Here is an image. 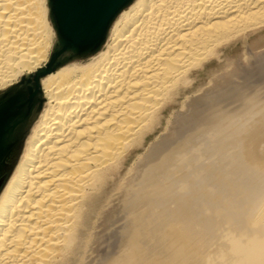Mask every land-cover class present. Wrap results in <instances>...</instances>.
<instances>
[{"label": "bare ground", "instance_id": "bare-ground-1", "mask_svg": "<svg viewBox=\"0 0 264 264\" xmlns=\"http://www.w3.org/2000/svg\"><path fill=\"white\" fill-rule=\"evenodd\" d=\"M56 38L48 0H0V97L34 74L43 100L0 167V264H264V0H131L96 49Z\"/></svg>", "mask_w": 264, "mask_h": 264}, {"label": "water", "instance_id": "water-1", "mask_svg": "<svg viewBox=\"0 0 264 264\" xmlns=\"http://www.w3.org/2000/svg\"><path fill=\"white\" fill-rule=\"evenodd\" d=\"M131 0H49L50 15L55 25L60 52L94 50L103 42L117 13ZM0 101V167L12 142L18 114L9 112ZM18 116V117H17ZM1 179V174H0Z\"/></svg>", "mask_w": 264, "mask_h": 264}, {"label": "rangeland", "instance_id": "rangeland-1", "mask_svg": "<svg viewBox=\"0 0 264 264\" xmlns=\"http://www.w3.org/2000/svg\"><path fill=\"white\" fill-rule=\"evenodd\" d=\"M53 45H54L53 48L54 47L55 48L51 51V54L53 53L55 54V52H59V50L61 49V46L59 45V42H58V38H56L53 41ZM68 51H65V52H68ZM61 53H60V57L63 55H66L64 52L62 54ZM68 54L71 55L73 54V52L69 51ZM33 77H34V74L33 75L25 74L16 85L7 88V90L2 94V96L0 97V101L6 102V106L8 107L7 109L10 110L9 112H12V113L16 112L19 117L21 116V113H23V115H26L25 117L28 118L30 107L33 104L37 105L38 103L39 104L42 103L43 100L40 98L41 95L38 92H36L35 85L33 82ZM20 122L21 121H19V123ZM16 129L19 130V127H17ZM12 133L10 134L12 142L9 145L11 148H14V146L17 144V142L20 139V135L19 133H17V131L14 136ZM5 156H6L5 157L6 161L4 163H7L6 158L8 154L6 153Z\"/></svg>", "mask_w": 264, "mask_h": 264}]
</instances>
